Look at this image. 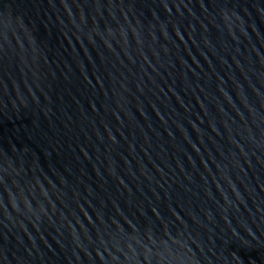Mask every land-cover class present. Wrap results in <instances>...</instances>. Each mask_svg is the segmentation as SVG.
Wrapping results in <instances>:
<instances>
[{"label":"water","instance_id":"95a60500","mask_svg":"<svg viewBox=\"0 0 264 264\" xmlns=\"http://www.w3.org/2000/svg\"><path fill=\"white\" fill-rule=\"evenodd\" d=\"M0 264H264V0H0Z\"/></svg>","mask_w":264,"mask_h":264}]
</instances>
